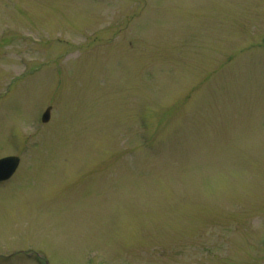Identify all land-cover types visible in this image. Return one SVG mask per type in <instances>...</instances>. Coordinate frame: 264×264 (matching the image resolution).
<instances>
[{"label": "rangeland", "instance_id": "374dc122", "mask_svg": "<svg viewBox=\"0 0 264 264\" xmlns=\"http://www.w3.org/2000/svg\"><path fill=\"white\" fill-rule=\"evenodd\" d=\"M263 33L264 0H0V264H264Z\"/></svg>", "mask_w": 264, "mask_h": 264}, {"label": "water", "instance_id": "95a60500", "mask_svg": "<svg viewBox=\"0 0 264 264\" xmlns=\"http://www.w3.org/2000/svg\"><path fill=\"white\" fill-rule=\"evenodd\" d=\"M46 120L48 117V112L44 114ZM18 163L16 157L8 156L0 159V180L6 179L15 169Z\"/></svg>", "mask_w": 264, "mask_h": 264}]
</instances>
